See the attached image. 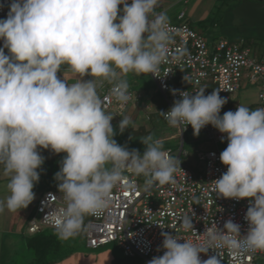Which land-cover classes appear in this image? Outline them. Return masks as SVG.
<instances>
[{
    "label": "clouds",
    "instance_id": "9594fccd",
    "mask_svg": "<svg viewBox=\"0 0 264 264\" xmlns=\"http://www.w3.org/2000/svg\"><path fill=\"white\" fill-rule=\"evenodd\" d=\"M159 2L11 0L6 18L0 19V176L7 178L9 193L0 199V214L27 208L35 199L37 170L45 159L40 148L66 153L55 174L64 206L48 214L60 240L85 231V217L102 215L126 174L144 177L145 189L154 183L175 184L180 163L164 150L163 141L145 136L143 154L118 144L114 117L98 92L110 84L109 100L123 112L131 98L127 74L159 71L169 42V18L155 12ZM63 65L81 79L71 85L60 79ZM86 75L92 79L84 80ZM220 91L181 92V99L160 114L180 133L191 125L199 135L212 125L226 134L220 160L227 171L211 183V191L223 198L250 199L247 234L241 236L240 225L231 219L223 229L215 222L207 227L204 243L164 232L165 251L148 264H220L216 256L201 260L209 248L264 252V108L240 104L221 116L227 100ZM132 124L130 116H123L120 133ZM179 222L185 231L193 230L190 216H180Z\"/></svg>",
    "mask_w": 264,
    "mask_h": 264
},
{
    "label": "built area",
    "instance_id": "2783aa9c",
    "mask_svg": "<svg viewBox=\"0 0 264 264\" xmlns=\"http://www.w3.org/2000/svg\"><path fill=\"white\" fill-rule=\"evenodd\" d=\"M10 3L11 0H0V18H6ZM183 16V13L178 15L179 23L169 22L166 60L160 65L157 76L150 74L166 103L164 112L170 110L175 100L181 99V92L195 95L205 82L216 85L217 90H221L219 94L227 98L248 83L256 84L258 79L261 82L257 91L258 108H264V51L259 58L253 57L242 40L230 42L220 39L210 46L203 35L182 21ZM111 87L105 83L100 95L107 111L113 109L120 114L116 102L109 100ZM173 90H176L175 94ZM128 91L131 98L126 107L134 100L130 88ZM139 97L137 94L136 98ZM189 128L191 125L185 126L181 133ZM201 131L215 144L228 143L226 134L212 125ZM164 150L177 159L178 165L180 163L181 169L178 167L174 173L175 184L154 183L145 189V183L141 185L139 177L126 174L125 180L113 189L109 208L100 216H89L85 230L87 246L98 248L116 242L124 256L138 259L136 264H148L153 257L163 255L164 232L204 243L203 233L207 227L215 222L218 228L223 229L224 223L231 219L240 225L241 236L247 234L249 223L245 214L250 199L223 198L211 191V183L227 171V166L220 160L222 151L217 147L206 150L199 156L202 168L198 170L181 162V156L186 155L182 146L178 152L171 148ZM129 183L133 186L128 187ZM63 206L61 192L50 188L42 191L27 233L31 235L44 228L55 229L48 214ZM185 214L192 218L193 230L185 231L181 227L179 217ZM212 256H216L220 264H264V252L259 251L243 253L209 248L200 254L201 260Z\"/></svg>",
    "mask_w": 264,
    "mask_h": 264
},
{
    "label": "rangeland",
    "instance_id": "374dc122",
    "mask_svg": "<svg viewBox=\"0 0 264 264\" xmlns=\"http://www.w3.org/2000/svg\"><path fill=\"white\" fill-rule=\"evenodd\" d=\"M241 1L242 0H178L164 12H166L169 22L172 23L178 22V13H183V21H188L189 23H187L190 27L203 35L210 46L220 39H225L230 42H240L244 39L247 47L251 50L250 55L259 58L261 52L264 50V24L256 23L251 26H246L242 21H240L239 24L236 23L233 11L236 4ZM262 2L264 11V0ZM0 47H3V45H0ZM4 51L7 55L8 50L5 49ZM64 66L65 65H63L61 71L57 73L60 79H65L69 85L81 79L80 75L74 73L70 67L65 69L63 68ZM125 78L134 95L133 102L129 103L120 114H116L113 109L107 111L108 114L114 117L112 120L116 132L114 139L118 144L126 145L129 150L136 149L143 154L145 145L142 143L141 139L145 136L152 135L154 138L163 141L164 149L171 148L178 152L179 148L182 146L183 150L186 151V155L181 156V162L198 170L202 168V162L199 160V156L206 150L217 147L219 150L223 151L227 147V143L218 142L215 144L214 141L209 139L202 131H200L199 135H194L192 128L186 129L183 133H180L179 129L170 127L167 121L162 120V117H157L154 122L157 125L159 124L157 126L158 130L154 129L150 131L149 129L152 123L148 120V115L157 110L153 104L158 97L156 83L150 74L137 75L135 73H129ZM83 79L91 80L92 77L86 75ZM260 86L261 82L258 79L256 84L248 83L245 88L230 94L227 98L219 94L227 100V103L221 109L220 115L222 116L225 112L230 110L235 112L237 110V104L248 106L253 110L258 109L257 91ZM101 89L102 88L98 90L99 94ZM137 94H140L139 98H136ZM146 106H148V108H146ZM123 116H130L133 120V124L121 134L118 125ZM140 126H143V129L145 128L146 130L142 128L138 130ZM38 150L45 159L44 164L37 170L40 173V179L33 188L35 199L27 208L20 209L21 211L9 212L5 209V212L0 214V253L4 252L0 264H4L3 260L5 262L6 254L9 255L11 249L13 251V248L10 246L11 244L16 242L21 249L25 246L23 244L25 239L20 236V233L29 235L27 233V227L31 218L35 215V206L41 192L48 188L59 191V181L55 178V174L60 170L66 153L57 154L51 149L43 148ZM50 160L52 161V167L49 163ZM45 171H48V175H46ZM7 182V178L0 176V199L5 198L9 194L6 188ZM139 182L141 185L144 184L145 178L140 176ZM88 220H90V217H85L84 223L86 224ZM13 225L14 228H17V232L11 229ZM20 238L22 239L20 240ZM66 243L67 247L65 250L69 249L71 254L68 253L66 257L59 259L54 264H106L107 259L104 257L106 253L114 258L111 264H124L126 260L122 250L116 242H111L98 248L87 246L84 231L80 235L66 240L65 244ZM20 251L21 250H18L15 253L16 258ZM102 253L104 254L103 256L101 255Z\"/></svg>",
    "mask_w": 264,
    "mask_h": 264
},
{
    "label": "trees",
    "instance_id": "16d2710c",
    "mask_svg": "<svg viewBox=\"0 0 264 264\" xmlns=\"http://www.w3.org/2000/svg\"><path fill=\"white\" fill-rule=\"evenodd\" d=\"M238 4L239 3H237L236 5H238ZM242 41L247 46L245 40L243 39ZM201 88L205 89V95L210 94L213 90H217L216 85H214L211 82L203 83L200 86V89ZM157 93H158L157 100L153 103L157 110L148 115L149 116L148 120L152 123L151 124L152 126L149 129L150 131L154 130V129L158 130L157 126L159 124L157 125L156 123H154L155 120L157 119V117L158 118L162 117V120L166 121L164 119V117L160 114L161 112H164V110L166 108V103H165L164 99L162 98V96L160 95V93L158 92V90H157ZM141 128L143 129V126H140V128L138 127V130H140ZM49 163L51 165L52 161L50 160ZM52 166L53 165H51V167ZM45 172H46V175H48V171H45ZM84 233H85V231H84ZM20 236H22L25 239V241L23 243L25 245V247H23L22 249H24V250L29 249L33 253L34 256H33L32 260L34 261V264H54L59 259H63L64 257H66L68 255V253L71 252L69 249L65 250V248L67 247V243L65 244L66 240H60L56 234V230L52 229V228H44V229H41L40 231H38L34 234H31V235H27L25 233H20ZM21 239L22 238H20V240ZM16 246L17 247H16L15 251L14 250L13 251L10 250V252L8 251L10 254L9 255L6 254V260L7 261L5 260V262H3L4 264L5 263L6 264H18L16 261L15 253L18 250H21V247L19 248L18 244ZM6 252H7V250H6ZM124 257L126 259L124 264H136L139 262L138 259L130 258V257H126V256H124Z\"/></svg>",
    "mask_w": 264,
    "mask_h": 264
},
{
    "label": "water",
    "instance_id": "95a60500",
    "mask_svg": "<svg viewBox=\"0 0 264 264\" xmlns=\"http://www.w3.org/2000/svg\"><path fill=\"white\" fill-rule=\"evenodd\" d=\"M262 1L263 0L243 1L237 5L233 11L236 23L239 24L240 21H242L246 26H251L256 23L264 24ZM33 256V253L29 249H21L17 255L16 261L18 264H34L32 260Z\"/></svg>",
    "mask_w": 264,
    "mask_h": 264
},
{
    "label": "crops",
    "instance_id": "0c3cea01",
    "mask_svg": "<svg viewBox=\"0 0 264 264\" xmlns=\"http://www.w3.org/2000/svg\"><path fill=\"white\" fill-rule=\"evenodd\" d=\"M178 0H160V2H159V5L156 7V9H155V12L156 13H166V12H164V11H166V9H168V7L169 6H171L172 4H174V3H176ZM243 1H245V0H243ZM242 1V2H243ZM253 1V0H252ZM128 3L130 4L131 3V0H128ZM240 4V3H239ZM238 4V5H239ZM237 6V5H236ZM120 9H122L123 8V5H120V6H118ZM120 15H122V12L121 13H119ZM179 14H181V13H178V15ZM178 15H177V19H178ZM0 19H4V18H0ZM184 20V16H183V18H182V21ZM178 22H175V23H179L180 22V19H178L177 20ZM188 22V21H187ZM172 23V22H171ZM189 23V22H188ZM0 45H3V41L2 40H0ZM69 66H67V65H65L63 68H68ZM61 68H62V66H61ZM21 211V210H20ZM11 229H13V231H16L17 232V228H14V225L12 226V228ZM17 245V243L15 242V243H13V244H11L10 246L13 248V250L15 251V249H16V246ZM12 250V249H11ZM2 251H3V249H2ZM4 255V252H2V253H0V261H2V256ZM102 256L104 255L103 253L101 254ZM100 255V256H101ZM104 257L107 259L106 260V264H111L112 262H113V257L112 256H109V254H105L104 255ZM3 262H4V260H3Z\"/></svg>",
    "mask_w": 264,
    "mask_h": 264
}]
</instances>
